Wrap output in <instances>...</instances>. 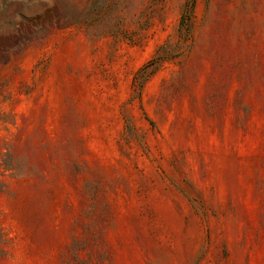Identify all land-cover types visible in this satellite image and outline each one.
<instances>
[{
  "label": "rangeland",
  "instance_id": "374dc122",
  "mask_svg": "<svg viewBox=\"0 0 264 264\" xmlns=\"http://www.w3.org/2000/svg\"><path fill=\"white\" fill-rule=\"evenodd\" d=\"M0 264H264V0H0Z\"/></svg>",
  "mask_w": 264,
  "mask_h": 264
}]
</instances>
